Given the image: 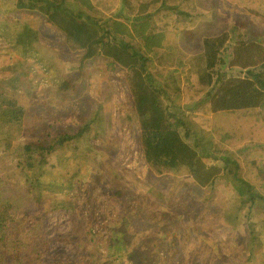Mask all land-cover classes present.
Listing matches in <instances>:
<instances>
[{"label":"rangeland","instance_id":"rangeland-1","mask_svg":"<svg viewBox=\"0 0 264 264\" xmlns=\"http://www.w3.org/2000/svg\"><path fill=\"white\" fill-rule=\"evenodd\" d=\"M244 1L199 2L197 10L205 18L197 15L196 27L170 37V45L156 52L161 60L156 57L154 67L164 66L173 75H166L167 82L179 78L182 87L185 74L199 64L194 58L201 53L203 41L223 35L229 41L220 73L224 78L242 76L238 65L228 64L232 48L241 41L264 48V18L254 15L251 10L255 6ZM15 4L16 0H0V98L15 102L24 113L20 129L0 123V180L8 186L23 184L13 148L30 140L46 144L57 135L75 134L82 121H91L88 139L79 142V151L91 152L86 167L81 168L86 171L77 176L80 192L41 191L47 192V205L52 201L47 214L43 204L38 209L44 215L40 233L46 234L51 252L43 263L35 264L72 262V244L59 238L81 231L87 217L80 221L79 216L92 209L94 220L107 225L103 231L122 228L125 241L132 246L131 258L116 254L111 257L112 264H264V128L258 132L262 135L259 139L253 134L239 141L235 123L239 116L231 122L234 118L227 119L224 113L207 112L206 93L194 101L181 95L176 102L193 123L192 130L200 133V138L191 135L186 141L200 153L205 165L222 167L226 157L223 152L199 147L209 138L216 149L229 152L239 164L241 178L262 197L251 209L246 196L236 192L232 174L220 176L206 188L197 185L183 168L157 174L144 159L127 70L104 57L83 61L84 52L71 50L65 36L45 17L16 10ZM107 16L129 17L122 0ZM27 29L35 38L25 32ZM179 61L186 65L183 75L172 73ZM240 115L258 116L257 112ZM225 131L234 138L222 142ZM5 139H10L12 149H5ZM70 151L49 158L45 179L53 181L69 173V167L63 169L61 162L70 163L74 156Z\"/></svg>","mask_w":264,"mask_h":264},{"label":"trees","instance_id":"trees-1","mask_svg":"<svg viewBox=\"0 0 264 264\" xmlns=\"http://www.w3.org/2000/svg\"><path fill=\"white\" fill-rule=\"evenodd\" d=\"M120 2L121 0H16L15 9L34 11L45 17L50 25L65 36V43L71 50L84 52L83 61L104 57L127 70V85L138 119L144 159L155 173L183 168L203 188L211 187L220 176L232 174L237 184L236 192L239 196H246V203L251 209L257 199L262 200V197L254 192L251 184L241 178L239 164L229 152L216 149L212 145L213 139L209 138V143L199 147L206 151L213 149L223 152L226 157L222 158V167L205 165L200 153L186 141L191 135L200 138V133L196 129L192 130L193 123L185 118L181 105L176 102L181 95L187 101H194L206 93V101H209L207 112L224 113L227 119L239 116L235 122L239 126V141L249 139L253 134L259 139L262 135L258 132L264 128V112H261L264 110V48L255 42L237 43L228 54L231 58L228 64L238 65L243 74L240 78H224L219 67L225 62L223 53L228 49L225 44L229 39L225 35L205 39L201 53L194 58L199 63L196 70L185 74L182 87L179 78H170V84L165 77L167 74L172 77L171 72L164 66L161 69L154 67V61L158 57L156 52L170 45V37L188 31L198 20L194 1L122 0L129 17L109 18L108 13ZM244 2L255 6L251 10L254 15L264 18V0ZM25 32L35 38L31 30L27 29ZM185 67V63L179 61L177 70L172 73L179 72L183 75ZM165 101L171 104H166ZM201 103L198 102L197 105ZM170 107L175 109L174 113ZM241 112H257L258 116L242 117ZM23 113L22 107L15 102L0 98V123L4 127L14 126L20 129ZM90 122L82 121L83 125L77 133L57 135L46 144L30 140L13 148L12 155L17 159L16 166L23 184L19 187L8 186L0 180V264L43 263L50 254L49 240L47 241L45 233H40L44 215L38 209L43 204L46 214L51 211L48 206L52 201H48L47 205L44 198L47 192H80L77 176L83 170L81 168L86 167L84 164L91 152L89 149L79 151V142L88 139ZM231 138H234L231 133L225 131L221 134L222 142ZM4 142L6 150L12 149L10 139H5ZM221 145L220 142L216 146L220 148ZM69 150L74 154L70 163L60 161L63 169L67 170L65 166L69 167V173L58 176L53 181L45 179L50 168L49 158ZM82 176L85 178V174ZM42 189L47 192L41 193ZM86 217L87 221L80 228L81 231L59 238L60 241L71 243L75 250L72 262L68 261L67 264H112L110 260L113 255L125 254L128 258L133 256L130 251L132 246L125 241L122 228L103 231L107 225L94 220V209L87 210L79 219L84 221ZM21 235H24L23 242L20 241ZM11 245L13 248L10 249ZM8 251L11 254L5 255L4 252Z\"/></svg>","mask_w":264,"mask_h":264},{"label":"crops","instance_id":"crops-1","mask_svg":"<svg viewBox=\"0 0 264 264\" xmlns=\"http://www.w3.org/2000/svg\"><path fill=\"white\" fill-rule=\"evenodd\" d=\"M193 1H194V4H195V7H196V8H195L196 16H197V15H200V12H199L200 9L197 10V7L199 8V6H200V3H199V2H200L201 0H193ZM200 7H201V6H200ZM114 9H115V8H114ZM114 9H113V10H114ZM202 16H203V18H205V14L202 13ZM202 16L200 15V17H202ZM196 26H197V23H196V21H195L194 24L192 25V28H193V27H196ZM192 28H191V29H192ZM189 30H190V29H189ZM186 32H187V31H186Z\"/></svg>","mask_w":264,"mask_h":264}]
</instances>
